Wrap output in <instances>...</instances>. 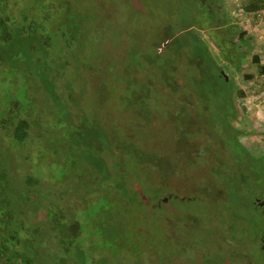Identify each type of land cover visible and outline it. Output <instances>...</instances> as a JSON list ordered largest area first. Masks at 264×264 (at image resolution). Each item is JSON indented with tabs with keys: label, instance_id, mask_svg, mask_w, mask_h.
Masks as SVG:
<instances>
[{
	"label": "rangeland",
	"instance_id": "rangeland-1",
	"mask_svg": "<svg viewBox=\"0 0 264 264\" xmlns=\"http://www.w3.org/2000/svg\"><path fill=\"white\" fill-rule=\"evenodd\" d=\"M37 4L3 3L6 16L21 22L51 14L52 49L41 48L40 53L48 54L43 60L49 70L53 66L66 77L50 87L47 81L53 73H42L38 63L31 77L46 91L53 88V97L70 108L68 116L65 107L56 108L57 116L47 121L54 128L42 131L34 124L38 135L43 134L26 146L28 153L35 148L27 171L45 179L36 204L52 199L46 190L52 182L85 199L88 194L94 197L90 190H97V198L87 202V212L74 213L87 222L89 236L95 231L92 222L106 218L100 198L104 185L117 187L122 181L129 191H118L107 209L121 250L142 261L148 254V264H246L244 259L262 264L256 249L264 233V211L253 199L264 200V75L252 61L258 50L239 37L250 24L260 22L246 13V0H51L50 12ZM217 25L226 38L214 40L225 53L234 50V64L211 41L216 32L211 28ZM228 28L235 32V47ZM38 36L30 34L34 41ZM64 40L72 46L66 48ZM26 44L23 38L9 47L24 56ZM199 51L205 53L203 58ZM28 57L38 60V53ZM40 67L44 70L42 62ZM218 71L245 95H236V115L230 119L219 102H206L199 94H217ZM1 86L0 98L14 95L28 108V100H22L24 80L12 95H6L10 83ZM82 90L86 94H80ZM4 105L0 117L9 111L8 102ZM217 112V117L211 116ZM6 133L0 130V135ZM106 133L116 151H104ZM234 136L246 151L237 147ZM0 147L11 149L5 143ZM103 157L112 173L109 180L103 177ZM236 168L237 203L225 178L217 174ZM45 215V208H40L36 220ZM229 246L238 247L245 258H236Z\"/></svg>",
	"mask_w": 264,
	"mask_h": 264
},
{
	"label": "trees",
	"instance_id": "trees-1",
	"mask_svg": "<svg viewBox=\"0 0 264 264\" xmlns=\"http://www.w3.org/2000/svg\"><path fill=\"white\" fill-rule=\"evenodd\" d=\"M34 2L38 3L37 5L43 4L42 10L50 12L47 7L50 6L51 0H34ZM3 3L4 0H0V87H2L1 84L4 86L6 84L7 86L10 83L11 90L6 95H12L16 92V90L13 91L14 88L17 89L21 80H24L26 86L21 92L22 100L26 98L29 106L28 108H24L22 106L23 103L19 99L16 101L13 98L14 95L8 96V100L7 98L4 100L3 96L0 98V103L2 104L0 109L5 106L6 102L9 104V111H6L7 113L0 117V130L7 132L4 136L0 135V143H5L6 147L9 145L11 149L16 150L13 151L0 147V264H148V254L144 257L146 260L142 261L141 259L143 258H136L131 251L120 249V243L116 240L118 235H113L112 224H110L107 218V209L117 199V196L120 195L118 191L124 192L128 190L122 181L119 180L120 184L117 186L118 188L114 185H104L100 198L104 199L103 204L106 209L104 215L106 218L103 222H92V225L95 226V231L94 234H90L89 236L87 234L85 236V232L89 230L87 222L79 217L77 218L74 213L87 212V202L97 198L95 196L99 195L97 190H90L94 197L92 198L88 194L85 199L84 195L82 197L75 195L74 190L70 191L58 185V182H52L46 186V190L50 192L49 195L52 196V199L36 204L37 195L42 190V186H45L42 180L45 179L33 176L32 172L27 171V166H30V162H28L29 158L35 148L31 147L28 153L26 146L30 142L34 144V141H37L43 134L40 132L38 135V131L34 130V124L37 128L42 129V131L49 129L52 126H48L47 121L53 120L57 116L55 112L56 108L62 109L65 107L67 116L69 115L70 108L66 101L62 103V101L53 97V88L51 92L48 90L47 92L41 85H37L33 80L34 77H31L32 73H37L36 69L38 65L42 73H53V75L51 74L52 77L47 81V85H50V87H53L51 83L54 80L59 83L60 78H64L65 80L66 77L64 73L54 70L53 66L49 70L48 65L43 60L48 54L40 53L41 48L45 49V52L52 49L49 45V20L51 14L48 13L41 19H38L37 16L33 20H29L26 17V21L21 22L11 16H6ZM263 9L264 0H249L245 7L247 13L255 14ZM211 29L216 31L213 35L214 37L210 36L211 41L221 51L223 56L228 57L227 62L234 64L235 56L232 53L233 49L230 50V53L226 52L228 53L226 54L224 49L214 40L215 37L218 39L217 36L226 38V36H222L218 32L221 27L219 28L217 25ZM228 29L235 47L234 39L236 35L233 36L235 32L232 31V28ZM228 32L225 33L227 37L229 36ZM30 34H34L35 36L39 34V40L34 41L30 37ZM245 35L239 34L240 39L243 40ZM23 38L28 42V44L23 45V48L25 47L24 56L19 55L20 49L10 50L12 47H9L16 40L20 43V40ZM63 42L66 48L72 46L70 40H66V42L64 40ZM33 52L34 54L38 53V60L28 57ZM235 53L238 55L237 50ZM204 54L202 51L198 52V56L201 58H203L202 55L204 56ZM15 55L19 56L15 57ZM27 60H29L28 63ZM252 61L258 65L260 72L264 75V65L259 56H253ZM41 62L44 65V70L42 69L43 67H40ZM46 63L48 64V62ZM25 64H28L29 67L25 68ZM249 78L252 77L249 76ZM214 79L216 81L214 89L217 91V94L212 95L210 93L203 94L202 92H198L201 99L205 97L206 102L211 100L215 104L219 102V105L223 107V112L227 119L235 117L236 107L233 105V102L236 95L244 97V93L237 91L232 79L226 80V77L222 76L221 71H218L214 75ZM11 83L14 84L12 85ZM67 86L69 87L68 82ZM181 87H185V83L182 82ZM39 89H42V94H39ZM79 93L86 94L83 90ZM68 94L70 96L73 95L71 92ZM218 113L211 116L217 117ZM79 121L73 124L77 126ZM228 128H232L231 130L234 131L235 135L238 132L231 124ZM71 129L75 130L73 127ZM35 132L37 135H35ZM75 132L77 133L76 130ZM236 141L237 147L241 151L247 150L238 138H236ZM70 143H73L75 147H79L80 145V143L74 141H70ZM22 148L25 150L24 153L21 151ZM106 148L116 151L111 146L107 133L104 135V151ZM22 153L24 154L23 160L18 158L19 154ZM104 158L102 162L104 167L103 177L109 180L111 178L109 177V173L111 175L112 173L109 171V166L104 161ZM262 165L264 166V161H262ZM243 172H246V170ZM24 176L26 177L24 178ZM255 177L257 178L256 175ZM241 178H245L244 173H241ZM238 181L239 177L234 175L228 181L233 194L232 201L236 200V203L238 202V190L240 188L238 186L236 189L237 185H239ZM107 186L109 187L107 188ZM232 188L235 189L232 190ZM82 191L85 193V189ZM57 200H59L58 204H56ZM94 204L95 202L92 205ZM82 205H86V207L82 208ZM43 207L46 211L45 219L37 221V213ZM123 252L127 253L122 257Z\"/></svg>",
	"mask_w": 264,
	"mask_h": 264
},
{
	"label": "crops",
	"instance_id": "crops-1",
	"mask_svg": "<svg viewBox=\"0 0 264 264\" xmlns=\"http://www.w3.org/2000/svg\"><path fill=\"white\" fill-rule=\"evenodd\" d=\"M248 1L249 0H246V3H248ZM259 12H261V11H259ZM248 14L250 16H252V15L255 16L254 15L255 13H248ZM262 20L259 23L250 24L248 26L249 30L245 29V30H243V33H246L245 37H247V35H248V38L245 39V37H244V40L252 41V45H254V47L258 50V51L256 50L257 55L261 56L259 58H260V60H262L261 62L264 65V17ZM246 30L248 32H246Z\"/></svg>",
	"mask_w": 264,
	"mask_h": 264
},
{
	"label": "flooded vegetation",
	"instance_id": "flooded-vegetation-1",
	"mask_svg": "<svg viewBox=\"0 0 264 264\" xmlns=\"http://www.w3.org/2000/svg\"><path fill=\"white\" fill-rule=\"evenodd\" d=\"M222 163V162H221ZM221 163H219V164H221ZM226 166V167H230L229 165H227V163H222V167L223 166ZM239 171H238V168H236V170H234V172H231L230 170H227V174L226 175H223L222 173H217V174H220V176H222V177H224L225 178V180L227 181V183L229 184V179H231L232 177H233V175L234 176H237V174H240V173H238ZM216 174V173H215ZM225 174V173H224ZM228 175V176H227ZM216 176V175H215ZM228 186V185H227ZM230 186V185H229ZM228 186V189H230V187ZM235 189V188H234ZM231 190V189H230ZM232 196H233V194H232ZM238 199H239V197H238ZM254 204L256 205V206H258V207H260L263 211H264V205L263 206H261V204H260V202H264V200H261L260 198H258V197H255L254 198ZM230 247V249H231V251H233V253L236 255L235 257L236 258H238V259H243V258H245L244 256H241L240 254H239V248L238 247H236V246H229ZM256 247V246H255ZM257 251H258V254L259 255H261V260H262V264H264V233H262V235L260 236V238L258 239V241H257V249H256ZM244 261V263L246 262V264H253L249 259H244L243 260Z\"/></svg>",
	"mask_w": 264,
	"mask_h": 264
},
{
	"label": "built area",
	"instance_id": "built-area-1",
	"mask_svg": "<svg viewBox=\"0 0 264 264\" xmlns=\"http://www.w3.org/2000/svg\"><path fill=\"white\" fill-rule=\"evenodd\" d=\"M257 20L261 21L264 17V10L255 14Z\"/></svg>",
	"mask_w": 264,
	"mask_h": 264
},
{
	"label": "water",
	"instance_id": "water-1",
	"mask_svg": "<svg viewBox=\"0 0 264 264\" xmlns=\"http://www.w3.org/2000/svg\"><path fill=\"white\" fill-rule=\"evenodd\" d=\"M226 79L228 80V76H226ZM260 204H261V206H263L264 205V202H260Z\"/></svg>",
	"mask_w": 264,
	"mask_h": 264
}]
</instances>
